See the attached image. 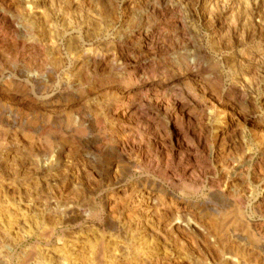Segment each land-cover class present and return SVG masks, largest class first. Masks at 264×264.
I'll return each mask as SVG.
<instances>
[{
    "label": "bare ground",
    "instance_id": "1",
    "mask_svg": "<svg viewBox=\"0 0 264 264\" xmlns=\"http://www.w3.org/2000/svg\"><path fill=\"white\" fill-rule=\"evenodd\" d=\"M186 1L0 0V264H264V45L215 66Z\"/></svg>",
    "mask_w": 264,
    "mask_h": 264
},
{
    "label": "rangeland",
    "instance_id": "2",
    "mask_svg": "<svg viewBox=\"0 0 264 264\" xmlns=\"http://www.w3.org/2000/svg\"><path fill=\"white\" fill-rule=\"evenodd\" d=\"M127 1L129 2V1H135V0H127ZM184 1H186V0H184ZM187 1H186V3L189 5L188 8H191L192 10L194 9V12H197V14L199 15V16L194 17V21H195L194 24L197 25V27L200 29V30L198 29L199 33H197V36L199 38V41L203 44V46L205 48V55L213 58V60L215 62V66H220V67L224 66L228 70L229 66H228L227 62L225 61L226 58L228 57V53L231 54V53L235 52L234 55H236L237 52H239V51H243V50L248 51L249 49H255L256 47L261 45V43H263V45H264V26L262 28H259V22H258L259 21V18H258L259 9H257V7H255V5H253V7H252L253 22L251 24V27L247 30L248 33L246 34V38H245L246 41L244 40V41H242L243 42L242 43L240 41V37H239L240 34L238 32L233 33L232 37L229 38V36H227V38L224 41L225 43H224L222 50H221L219 48V44L217 45V40L215 39V37H213V35L215 36L216 31H218L217 29H219V26H220L219 24H220L221 20H223L225 18V14L222 11H216L211 17L214 21L211 19V21H210L211 23L208 22L209 23L208 24V23H206L207 21L205 19V16L207 15V13H205V11L202 10L203 0H195L196 2L194 0H192V1L190 0L189 3ZM236 1H237L236 2L237 4H240V3H238V0H236ZM191 3H193V4L190 6ZM240 11L243 12L242 9ZM240 11L238 13L239 15H237V19H238V17L240 18L242 15V13ZM263 11H264V6H263ZM219 12H220V14H219ZM217 14H218V16H217ZM253 25H254V27H253ZM252 28H254V29H252ZM238 29L241 31V28L239 26H238ZM214 32H215V34H213ZM260 38L262 39V42L259 41V40H261ZM229 39H231V41H235V47L232 50L227 48L228 47L227 41ZM214 40H216V41H214ZM238 40H239V42H238ZM236 41L238 44L236 43ZM214 42H216L215 45H213ZM109 49H110L109 52H112V53L114 52L113 49H111V48H109ZM216 49L218 51H216ZM175 54L177 56L180 55V53L178 51H176L175 53L170 55L171 60H175V58L177 57V56H175ZM163 64L164 63H162L161 66H163ZM123 66H129V64L126 63ZM157 66H160V65H157ZM8 162H10V160L7 157L0 156V169H1L0 181L3 183L5 182L4 183L5 185L6 184L8 185V183H9L8 179L10 178L8 171L4 168L6 166V164H8ZM3 179H5V180L3 181ZM100 191L101 192L105 191V188L104 187L100 188ZM67 228H68V231L66 234H68V235L73 234V232L77 231V229L74 227V225H70ZM60 236H61V234H60ZM35 244L37 246H39L41 249H44V248H46V249L51 248L52 249L53 248V250L55 248H58V246H60L58 238L53 239L52 241L47 243V242H44L43 240H41L40 238H38L36 236L34 239H32L29 242L19 244L16 251L14 252L15 255H13V256L11 255V258H9L10 261L8 263L9 264H20L19 261L22 260L21 257L23 256V254L28 253V252L30 253V247L32 245H35ZM98 259H97V261L100 263V260H98ZM32 263H34V260H31V264ZM100 264H108V263H104V261L103 262L101 261Z\"/></svg>",
    "mask_w": 264,
    "mask_h": 264
}]
</instances>
